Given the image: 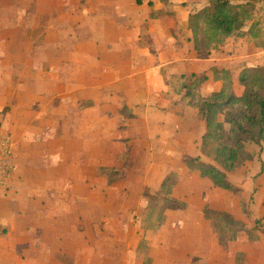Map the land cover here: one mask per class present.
<instances>
[{
  "label": "rangeland",
  "instance_id": "374dc122",
  "mask_svg": "<svg viewBox=\"0 0 264 264\" xmlns=\"http://www.w3.org/2000/svg\"><path fill=\"white\" fill-rule=\"evenodd\" d=\"M127 1L0 0V135L13 145L0 212L53 211L55 224L75 232L67 248L75 258L57 254L63 264H264L263 235L250 238L264 225V149L248 144L251 159L228 171L214 160L219 143L203 148L197 111L178 134L171 112L126 103L119 89L131 74L108 69H128L129 57L116 62L105 45L122 28L115 6ZM248 2L254 9L244 30L258 24V48L245 37L215 48L236 75L264 58V0ZM192 158L225 172L235 190L213 187L185 165ZM171 204L176 210L164 218Z\"/></svg>",
  "mask_w": 264,
  "mask_h": 264
},
{
  "label": "crops",
  "instance_id": "0c3cea01",
  "mask_svg": "<svg viewBox=\"0 0 264 264\" xmlns=\"http://www.w3.org/2000/svg\"><path fill=\"white\" fill-rule=\"evenodd\" d=\"M231 1L233 4L249 3V0ZM208 5L209 0H168L167 2L128 0L124 5L117 4L115 8L119 16L115 19L118 27L121 25L122 28H118L119 31L111 35V39L107 38L105 45L106 48L109 46L112 49L113 57L116 59L117 57H129L128 69L119 63L109 67L108 70L112 74L114 73L115 77L119 73L127 72L131 74L129 77L132 83H135L134 81L137 79L144 82L137 87L132 86L131 83L130 86L119 89L120 92L123 89L122 94L126 98V103H140L148 106L157 104L163 110L171 112V118L178 122L175 126L178 134L184 133L188 124L187 118L193 110L199 114V110L194 105L195 101L198 102L195 98L198 96L208 98L212 93L220 90L222 81L217 78L216 71H227L235 75L232 87L237 94L236 86H240L236 78L238 74L264 64L263 54L262 65L257 63L250 68L241 70L236 75L233 70L221 64L222 62L218 60L219 53L215 48L197 50L191 29V18ZM68 32L67 39L70 40ZM59 37L63 40L62 34ZM247 39L245 36V40ZM248 42L257 45L253 41ZM109 55L111 54L109 53ZM102 59H104V55ZM139 74L142 75L141 78H138ZM203 77H206L204 82L194 84L195 80ZM126 80L128 79L126 78ZM126 80L123 78L118 80V83L120 81L127 82ZM206 86H211L212 89L209 93L204 94L202 89ZM106 87H101V91H106ZM191 87H194L195 91L192 97H187V91ZM127 89L131 90V93H126ZM129 94H131V100H128ZM203 124L205 126L204 122ZM57 134L61 136L59 132ZM67 135V138H74L75 132H70L68 129ZM63 136L65 137V134ZM168 211L171 210L165 211L164 218ZM53 213V211L41 208H15L0 212L2 214L0 215V264H63L57 262V254L61 253L66 255L64 256L66 261L69 256L75 258V251L71 250L69 253L67 249L68 242L74 239L75 232L70 230L69 226L55 224L50 219V216H54ZM67 214L73 216V211L67 210ZM259 235L264 237L262 232H259L258 236H254V238L249 237L258 241L261 238ZM65 242L67 245L63 246ZM62 246L65 248L63 249ZM61 249L63 250L61 251ZM261 255L264 257V250Z\"/></svg>",
  "mask_w": 264,
  "mask_h": 264
},
{
  "label": "trees",
  "instance_id": "16d2710c",
  "mask_svg": "<svg viewBox=\"0 0 264 264\" xmlns=\"http://www.w3.org/2000/svg\"><path fill=\"white\" fill-rule=\"evenodd\" d=\"M253 9L250 2L233 4L231 0H209V5L191 18V29L197 50L217 48L231 36H247L259 45L260 34L255 32L256 29L258 31V24L253 22L248 30H244L247 23L252 20ZM215 74L222 81L220 90L200 103L195 101L194 105L205 123L203 148L210 143H219L214 150V160L223 169L233 171L251 159L246 147L248 144L259 146L260 151L264 149V68L247 69L238 74L236 78L243 88L241 95H237L232 87L235 75L222 70L216 71ZM205 80L206 77L200 78L195 80L194 84H200ZM194 91V87H191L187 91V97H192ZM223 135L227 142L222 144L220 138ZM186 161L185 165L188 168L199 171L200 176L209 179L215 188L224 191L235 190L226 173L217 167L193 158ZM166 181L169 182V179ZM171 206L165 209L164 213L167 210H176L172 204ZM258 221L260 220L256 222ZM236 223L241 224L239 221ZM261 229L264 234L263 224ZM239 230L251 233V229L243 226ZM239 230L234 231V234Z\"/></svg>",
  "mask_w": 264,
  "mask_h": 264
},
{
  "label": "built area",
  "instance_id": "2783aa9c",
  "mask_svg": "<svg viewBox=\"0 0 264 264\" xmlns=\"http://www.w3.org/2000/svg\"><path fill=\"white\" fill-rule=\"evenodd\" d=\"M13 145L12 141L0 135V189L7 186V177L12 168Z\"/></svg>",
  "mask_w": 264,
  "mask_h": 264
}]
</instances>
